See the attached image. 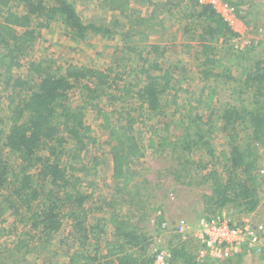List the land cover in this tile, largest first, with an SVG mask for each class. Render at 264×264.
I'll return each instance as SVG.
<instances>
[{
  "label": "trees",
  "instance_id": "trees-1",
  "mask_svg": "<svg viewBox=\"0 0 264 264\" xmlns=\"http://www.w3.org/2000/svg\"><path fill=\"white\" fill-rule=\"evenodd\" d=\"M231 3L238 8L241 0ZM106 5L118 11L123 24L118 20L110 24L84 22L69 0H0V86L7 102L6 113H0V216L11 213L15 222L26 228L11 241L20 246L35 238L49 242L67 224L72 240L66 264H147L152 256L144 253L148 237L139 221L157 208H144L138 221L120 211L124 204L142 205L140 173L130 166L146 149L163 153L177 148L179 153L171 152L177 162L172 174L191 175L189 166L206 169L210 165L204 174L211 189L210 213L231 205L249 214L261 203L257 175L264 160V61L243 68L235 77L232 59L227 60L228 66L217 57L218 39H226L231 31L212 5L199 0H167L163 6L167 13L172 16L182 10L185 31L194 33L183 47L192 46L189 54L201 68L199 96L206 97V114H192L185 105L193 92L171 75V66H164L167 45L147 41L148 19L139 15L130 0H108ZM155 18V13L149 16ZM53 20L63 24L64 35L74 42L120 35L117 68L80 63L63 67L41 58L27 61L41 29ZM212 78L243 80L252 88V107L233 104L214 108ZM239 88L237 94L241 95L244 88ZM180 107L188 112H180ZM88 110L94 111L99 127L107 134L111 178L118 197L98 206L88 205L96 187L89 180L84 182L97 174L101 160L94 158L89 166L74 167L97 140L86 121ZM135 122L147 127L146 143ZM218 133L226 138V147L216 155L213 142ZM192 150L203 153L206 160L192 161ZM95 210H105L107 216L93 217L95 223H89ZM163 222V215L155 217L156 226ZM3 230L0 227V235ZM170 250L171 262L196 264L194 255L183 247ZM21 261L14 259V264ZM0 264L6 263L0 260Z\"/></svg>",
  "mask_w": 264,
  "mask_h": 264
},
{
  "label": "rangeland",
  "instance_id": "rangeland-1",
  "mask_svg": "<svg viewBox=\"0 0 264 264\" xmlns=\"http://www.w3.org/2000/svg\"><path fill=\"white\" fill-rule=\"evenodd\" d=\"M84 22H95L102 24H110L118 20L123 24V19L117 10H110L106 2L108 0H69ZM132 6L138 10L141 17L148 19L146 21L145 32L148 36L147 41L163 43L167 45L165 58L163 64L165 67L171 66L170 72L174 78L181 79V86L193 92V97L188 107L190 113H204L206 97L199 96V89L203 85L201 69L196 65L193 55L189 54L192 46H184V42L188 41L189 37L194 35L193 32H186L187 21L182 19V10L177 9L171 16L163 7L167 0H130ZM155 13V19H149L151 14ZM239 16L249 26H253L252 32H249V37H258L255 28L261 26L264 29V11L260 7L259 0H241V5L238 7ZM120 28V27H119ZM198 30H196L197 32ZM102 38L100 36H93L82 41H70L64 35V26L59 20H53L47 28L41 29L39 39H37L33 50L27 57V61L32 58L52 60L54 64L65 67L69 63L85 64L90 66H97L101 69H107L110 66L116 67V48L120 46L119 37ZM232 36V35H230ZM217 57L223 63L231 66L227 60L232 59V74L238 77L243 68L249 66L254 67L255 63L259 61L260 54L255 46L247 48L240 53H235L229 42V35L225 39L220 37L216 43ZM195 48V47H194ZM25 60H23L24 62ZM178 65V67H176ZM133 67L130 65V68ZM21 73L19 70H15ZM183 77V78H182ZM186 77V78H184ZM221 80V82H219ZM209 85L215 90V96L212 101V106L216 109H222L227 105H238L252 107L251 97L252 88L246 87L242 81L223 82L222 78H212ZM244 88L243 93L237 94L239 87ZM184 93H180L183 97ZM182 100V99H179ZM6 92L0 86V113H6ZM106 109H110L103 105ZM173 108V106H171ZM187 109L180 107V112H188ZM177 111V114L179 113ZM86 121L91 125L95 136L96 143L88 146L87 150L82 153V157L74 165V167L89 166L94 158L101 160V164L97 166V174L86 177L84 183L88 180L93 182L96 187L93 198L88 205L98 206L104 200L109 201L114 196L118 198L114 191V183L111 178V157L109 145L105 143L107 134L99 127L100 119L95 117L93 110H88ZM136 127H140L143 136V142L146 143L149 131L147 127H142L135 122ZM172 133H177L172 130ZM164 135L165 131H161ZM226 138L220 133L216 134L213 145L216 155L219 151L226 147ZM173 152L167 148L162 154L152 152L151 149H146L144 155L131 163L130 168L133 171H138L141 182L138 183V189L141 190L142 205L140 207L129 206V204L122 205L120 209L124 215L133 216V221H138L140 213L144 212V208H157L149 211L143 221H139V226L145 231L148 237V245L145 246L146 256H153L154 252L162 247L171 249L178 246L183 247L191 254L194 253L196 247V239L194 234H188L186 238L177 234L172 228L180 219H185L191 227L195 228L197 222L201 217L209 215L207 210L209 205H212L209 196L211 189L209 182L204 181V174L211 166L208 165L206 169L201 167L189 166L191 175H176L172 174V169L177 165V162L171 156L179 153L176 148ZM262 154V153H260ZM191 160H206L203 153L193 151L191 153ZM67 161L70 162V155L67 154ZM263 170L258 177V184L260 192L263 194V199L258 207L249 213L251 220L264 222V160L261 161ZM189 173V172H184ZM89 192L90 188H86ZM144 204V205H143ZM143 209L141 210V208ZM136 208V210H135ZM225 208V209H224ZM229 217L237 221L241 215L234 206L223 207ZM141 210V211H139ZM105 210H95L93 216L90 217L89 223H95L93 217H106ZM163 215L164 222L169 225V228L162 229L161 225H155V217ZM0 227L4 230L0 235V260L6 264H14V259L22 260L18 264H66L67 263V249L71 243L69 228L67 224H63L61 230L51 239L46 242L44 239H32L28 245L11 244L15 240L16 235L25 230L21 223H16L14 215L11 213H4L0 216ZM163 222V223H164ZM110 232V228L107 229ZM89 248H93L90 246ZM145 255V254H144ZM181 260L176 261V264H183ZM197 263L194 259L193 261ZM264 264V252L240 255L233 258V261H207L202 264ZM170 264H175L171 262Z\"/></svg>",
  "mask_w": 264,
  "mask_h": 264
},
{
  "label": "built area",
  "instance_id": "built-area-1",
  "mask_svg": "<svg viewBox=\"0 0 264 264\" xmlns=\"http://www.w3.org/2000/svg\"><path fill=\"white\" fill-rule=\"evenodd\" d=\"M232 0H199L201 4H210L215 12L226 22L232 36L229 42L235 53L245 52L247 48L255 46L260 54L259 61H264V29L257 26L254 30L256 37H249L253 29L241 19L238 8ZM264 11V0H259ZM225 209V208H224ZM218 208L214 212L201 217L194 229L185 219H180L172 228L184 238L188 234L195 235L196 247L193 253L197 263L207 261H223L233 259L243 253H260L264 248V222L253 221L249 214L241 215L237 221ZM162 229L169 228L164 222ZM171 250L167 247L157 249L147 264H170Z\"/></svg>",
  "mask_w": 264,
  "mask_h": 264
}]
</instances>
